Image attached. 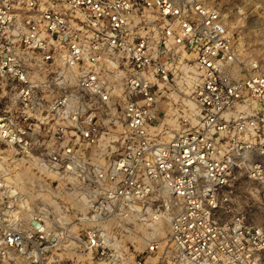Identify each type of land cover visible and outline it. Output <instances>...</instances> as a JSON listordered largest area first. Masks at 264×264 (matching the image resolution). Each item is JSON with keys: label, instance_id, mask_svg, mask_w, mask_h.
Listing matches in <instances>:
<instances>
[{"label": "built area", "instance_id": "2783aa9c", "mask_svg": "<svg viewBox=\"0 0 264 264\" xmlns=\"http://www.w3.org/2000/svg\"><path fill=\"white\" fill-rule=\"evenodd\" d=\"M166 116L175 133L160 128ZM44 128L51 143L42 151ZM96 143L103 149L89 183L81 184L85 201L79 197L91 226L78 247L97 253L108 246L104 222L120 227L152 215L169 222L168 244L152 262L160 242L151 235L135 264L257 263L263 227L234 208V180L244 173L255 181L247 189L264 205V76L238 60L218 5L0 0V258L6 264H62L47 255L50 238L62 232L42 227L40 213L27 231L13 222L8 163L52 176L60 192L83 149ZM114 143L118 148L108 150ZM168 195L174 203L167 204Z\"/></svg>", "mask_w": 264, "mask_h": 264}, {"label": "rangeland", "instance_id": "374dc122", "mask_svg": "<svg viewBox=\"0 0 264 264\" xmlns=\"http://www.w3.org/2000/svg\"><path fill=\"white\" fill-rule=\"evenodd\" d=\"M206 1L220 8L226 26L233 33L238 46V60L243 66L246 65L247 69L253 67L264 76V0ZM159 124L162 130L169 129L170 133H175L177 131L175 129L178 128L175 123L172 124V119L168 116L164 120L160 119ZM41 132L48 134L46 142L40 140L38 143L40 150L44 151L49 149L50 133H46V128L41 129ZM118 146V143H114L108 150H116ZM101 149H103L101 143L83 149L85 157L75 164L77 170L71 174V178L65 176L67 189L60 192L54 190L57 182L53 181L52 176L44 177L21 162L8 163V178L13 183V190L16 193L11 209L13 222L27 231L35 225L33 220L35 214L40 213L42 227L50 228L56 235L62 232L61 237L50 238V242L55 245L49 244L47 252V255H53L62 264H135V261L146 256L145 247L151 233L146 236L145 234L152 231L160 242L159 250L151 254V261L155 263L159 261L164 253L162 251L168 244L169 222L166 219L150 220L146 215H138L136 220L124 223L120 227L112 221L104 222L102 228L110 232L107 234L109 237L105 239L108 246L103 250L99 249L97 253L95 249L78 247V236L86 227L91 226L84 218L87 206L79 200V197L84 195L80 187L81 184L89 183L88 173H91L96 164L94 158ZM98 160L103 163L106 158L100 157ZM235 176L234 196L238 203L234 208L243 213L245 221L261 225L264 231V205L257 200L255 189H247L249 186L256 188L257 183L247 179L244 173H237ZM81 199L85 201L82 196ZM259 251L256 264H264V250ZM0 264L6 262L0 258Z\"/></svg>", "mask_w": 264, "mask_h": 264}, {"label": "bare ground", "instance_id": "6f19581e", "mask_svg": "<svg viewBox=\"0 0 264 264\" xmlns=\"http://www.w3.org/2000/svg\"><path fill=\"white\" fill-rule=\"evenodd\" d=\"M226 10V9H225ZM228 17V16H227ZM225 20V19H224ZM226 24V23H225ZM187 101V100H186ZM188 103H189V101H187ZM166 202H167V204H170V203H174V198H173V196H171V195H168L167 197H166ZM152 215H151V217H149V218H147V219H150V220H154V219H152ZM149 224H151V223H149ZM151 233V235H155V233H152V231H148V232H146V234H145V236L147 235V234H150ZM151 235L149 236V238L151 237ZM144 239L146 240L147 238L146 237H144ZM148 241H149V239H148Z\"/></svg>", "mask_w": 264, "mask_h": 264}]
</instances>
